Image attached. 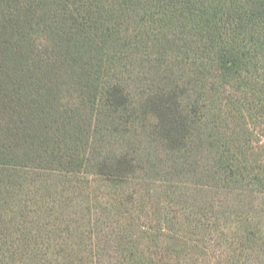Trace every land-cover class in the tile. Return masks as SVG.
I'll use <instances>...</instances> for the list:
<instances>
[{"label":"trees","instance_id":"trees-1","mask_svg":"<svg viewBox=\"0 0 264 264\" xmlns=\"http://www.w3.org/2000/svg\"><path fill=\"white\" fill-rule=\"evenodd\" d=\"M263 120L264 0H0V264L114 247L115 264H168L139 247L174 231V206L194 234L231 230L233 264H264ZM163 152L183 161L170 180ZM208 186L235 198L215 220ZM173 240L165 255L196 264L203 237Z\"/></svg>","mask_w":264,"mask_h":264},{"label":"rangeland","instance_id":"rangeland-1","mask_svg":"<svg viewBox=\"0 0 264 264\" xmlns=\"http://www.w3.org/2000/svg\"><path fill=\"white\" fill-rule=\"evenodd\" d=\"M186 73H188L187 70H186ZM130 85L132 87H135L138 85L140 87L142 86L141 84H136V85L130 84ZM227 94H229V91L226 93V95ZM221 96H222V93H221ZM253 130H254L255 139H256L255 145L260 149L259 150V152L261 153L260 158L263 159L264 161V120L262 123H257L256 128H253ZM207 154L208 152L205 151L202 154L196 156L197 160L200 159V162H201L200 164L205 165L210 162L211 157L208 156ZM159 159L160 161H162V163H160L159 165L161 166L159 178L167 179V180L171 179V175L168 174L166 178V174L172 172V166L174 164L177 166H180L181 165L180 163L183 162L182 160H177V163H173L170 161L167 162L165 152L161 153V155L159 156ZM187 162H188V157H187ZM200 171L206 172L203 169H200ZM203 175H205V173L202 174V177ZM162 181L163 180H161V182L158 181L159 183L156 184V186L163 185ZM180 184L182 187H184V192H186L187 194L186 198H188V181L187 183L183 181ZM137 187H140V185H138ZM93 188L95 189L98 188V190L101 191V193L105 194L104 189L101 190V186H99V184H94ZM216 188L217 187H214V186L212 187L208 186L205 189V190L209 189L208 191H205L201 193L200 195L199 194L197 195L199 197V201L201 202L204 201L205 203L209 205V208L207 209L206 212L207 213L210 212L208 216L211 217V219L213 220L215 219L212 218L211 215H214V213H222L223 211H225V209H228V205H233L235 201V198L231 196H227L225 192H222ZM159 190H162V188L160 187ZM108 194H109V191H108ZM163 195L164 193L159 194L158 196H160L159 198L164 197L163 198L164 200L165 196ZM113 199L115 200L114 197L110 198L108 195L104 196L102 198V204L114 202ZM137 199L139 198L137 197ZM114 208L116 211L115 206ZM148 209L149 207L145 209V213H148L150 211ZM119 211L120 212H118V215L120 213L121 216L124 217L123 219H126V221L125 222L123 221V223L126 224L127 227H131L130 229H132V232H137V228L138 229L143 228V226H141L140 224H147L149 222V220H147L145 215L140 210L139 206H135V207L129 206L126 208L124 207L122 210H119ZM169 212L171 215H174L175 217L176 225L174 227V231L171 233H168L166 236L163 235L164 237L162 236L161 240L158 242V245L148 240H143L141 242L142 243L141 246L139 247L140 253H143L142 251H147L150 248L153 249L154 247V250H152V252H158L160 256H163L162 258L163 263L172 264L174 262L177 263L178 261L180 264H188V256L183 259H177V258L174 259V258H170L169 256H166L165 254H167V252H166L165 246L167 244L168 245L171 244L170 247H172V242L175 241L176 243V240H173V239H177L179 236H182V235H183V240H186L187 244H188V241H194V240L199 239V237H203V242L200 244L202 246V249L200 250V252H195L194 254H192V259H189V262H195L196 264H233L232 258H231V249H230L231 246L229 243L231 241L232 233H231V230L224 227V224L221 221H217L218 226L216 228H211V227L210 228H200L198 234H194L191 231H188L190 229L188 228V225L185 222V220L188 218V209L180 210L179 208L174 206L172 209L169 210ZM213 220L211 221L213 222ZM93 243L94 241L92 242V251H96L98 247L93 245ZM173 249H176V247H174ZM97 250L100 252V249H97ZM115 250L116 248L114 247L110 249L108 253H105L102 255L100 254L99 258H98V255H96V257L95 255H93L92 256L93 261L92 262L89 261L88 264H115V258L117 257V253L115 252ZM104 252H107V251H104ZM259 253L261 254L262 252L259 251ZM91 255L92 253L90 251L84 252L80 254L78 258L84 261L85 260L88 261V258L89 257L91 258Z\"/></svg>","mask_w":264,"mask_h":264}]
</instances>
